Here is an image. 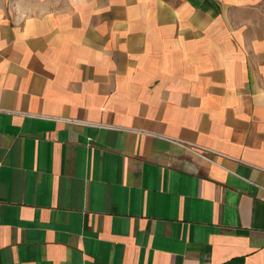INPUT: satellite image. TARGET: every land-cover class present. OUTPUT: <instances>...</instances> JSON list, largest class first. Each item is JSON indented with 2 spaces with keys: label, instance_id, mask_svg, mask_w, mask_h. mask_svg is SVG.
<instances>
[{
  "label": "crops",
  "instance_id": "0c3cea01",
  "mask_svg": "<svg viewBox=\"0 0 264 264\" xmlns=\"http://www.w3.org/2000/svg\"><path fill=\"white\" fill-rule=\"evenodd\" d=\"M0 5V264H264V0Z\"/></svg>",
  "mask_w": 264,
  "mask_h": 264
},
{
  "label": "rangeland",
  "instance_id": "374dc122",
  "mask_svg": "<svg viewBox=\"0 0 264 264\" xmlns=\"http://www.w3.org/2000/svg\"><path fill=\"white\" fill-rule=\"evenodd\" d=\"M22 0H9V3L11 2V4L13 6H19L20 3L23 4V2H21ZM25 2L28 1V2H31V0H24ZM3 3V0H0V5ZM21 5V4H20Z\"/></svg>",
  "mask_w": 264,
  "mask_h": 264
}]
</instances>
